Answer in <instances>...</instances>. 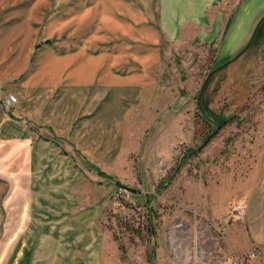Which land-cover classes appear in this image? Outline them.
<instances>
[{
    "label": "rangeland",
    "instance_id": "1",
    "mask_svg": "<svg viewBox=\"0 0 264 264\" xmlns=\"http://www.w3.org/2000/svg\"><path fill=\"white\" fill-rule=\"evenodd\" d=\"M223 4V21L231 24L233 7L237 23L261 6ZM50 6L61 46L79 54L87 75L114 76L113 99L83 89L81 110H18L9 95L16 103L0 110V264L24 262L28 249L41 246L38 235L57 238L53 251L69 264L78 257L83 264H249L244 227L231 216L264 138V46L246 99L230 108L221 97L206 121L199 99L217 67V48L193 33L172 47L157 36L155 45L154 0ZM43 253L40 259L51 250Z\"/></svg>",
    "mask_w": 264,
    "mask_h": 264
},
{
    "label": "crops",
    "instance_id": "2",
    "mask_svg": "<svg viewBox=\"0 0 264 264\" xmlns=\"http://www.w3.org/2000/svg\"><path fill=\"white\" fill-rule=\"evenodd\" d=\"M223 1L154 0L155 45L157 36L171 42L172 47V41L178 45L181 35L193 33L197 41L212 49L217 48L214 58L217 67L209 74L199 99L200 114L206 121L209 119L207 114L212 112L221 97H227L230 108L241 105L246 99L249 77L255 68L258 52L264 46V0H257L261 2L259 9L244 16L242 13L237 23L238 8L233 7V24L223 21ZM51 3L59 4L61 0H0V99L3 95L15 96L18 110H33L35 106H39V110H81V91L94 89L99 91L94 94V99L99 97L112 101L114 76L109 74L99 79L90 70L87 75L85 61L81 62L79 54L73 50L66 52L59 42L61 23L49 14ZM139 3L141 11L137 13L141 12V15L138 14L137 18L141 16L144 19L146 11ZM124 12L129 14L130 11L125 9ZM56 38L54 47L42 46L35 51L41 42ZM237 50L243 51L226 62L229 53ZM33 55L36 57L31 62ZM122 79L123 84L128 82V78ZM126 87L123 85L118 89ZM60 90L61 100L57 93ZM0 110H4L2 106ZM21 116L34 121L30 114L21 113ZM3 120L7 121V118ZM215 121L219 122L220 118ZM3 123L0 121V125ZM255 146L254 163L238 190L240 205L244 208L240 223L251 250L258 252L257 257L248 263L264 264V138ZM29 237L30 241L34 238L33 235ZM36 239L41 246L28 249L21 264H69L66 254H61V250L53 251L57 247L54 246L58 243L57 238L38 235ZM48 249L51 250L50 256L40 259V252L45 254ZM54 253L58 256L52 257ZM83 263L82 257L70 262Z\"/></svg>",
    "mask_w": 264,
    "mask_h": 264
},
{
    "label": "built area",
    "instance_id": "3",
    "mask_svg": "<svg viewBox=\"0 0 264 264\" xmlns=\"http://www.w3.org/2000/svg\"><path fill=\"white\" fill-rule=\"evenodd\" d=\"M15 103H16V99L14 97L8 96L2 101V108L4 110L9 111V110L12 109V107L14 106ZM243 211H244V208H243L242 205H236L233 208L232 216H231L233 221H240L242 219V217H243ZM257 255H258V252L255 249H252L249 252V256L248 257L250 259H254V258L257 257Z\"/></svg>",
    "mask_w": 264,
    "mask_h": 264
}]
</instances>
